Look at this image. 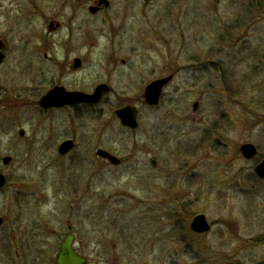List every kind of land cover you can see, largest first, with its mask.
<instances>
[{"label": "rangeland", "instance_id": "1", "mask_svg": "<svg viewBox=\"0 0 264 264\" xmlns=\"http://www.w3.org/2000/svg\"><path fill=\"white\" fill-rule=\"evenodd\" d=\"M94 1L0 0V154L14 158L1 167L0 264H53L69 227L124 248L110 254L123 264H264V179L255 170L264 157V0H110L91 13ZM51 19L61 27L50 31ZM45 39L57 54L82 56V85H112L97 119L73 124L33 109L32 54L51 65ZM171 71L160 102L146 104L147 83ZM129 102L140 108L135 129L115 114ZM72 126L77 175L46 142ZM244 142L258 154L245 158ZM96 145L121 165L101 161ZM200 212L211 229L192 233Z\"/></svg>", "mask_w": 264, "mask_h": 264}, {"label": "flooded vegetation", "instance_id": "2", "mask_svg": "<svg viewBox=\"0 0 264 264\" xmlns=\"http://www.w3.org/2000/svg\"><path fill=\"white\" fill-rule=\"evenodd\" d=\"M144 1L150 2L153 0H144ZM95 4H96V0L92 4L89 5L88 9L91 13H96L99 10H102L103 8L108 7V6H100L96 12H92L90 10V7L92 5H95ZM51 23H53V26H54V28L52 30L49 28V25ZM59 27H61V22L57 19H51L48 23V29L50 31L56 30ZM0 41H2L4 44V46L2 47V51L4 52V58H5L6 54H5L4 48H5L6 42L3 38H0ZM43 45L46 48H48L46 50L44 56H43L44 57L43 61L47 60L48 63L51 65H48V70L45 69V65H38V63L36 65V59H35L36 56L34 54H32L31 68H30L32 76L30 78V86H29V102L33 105V109L38 107V109L40 111L38 113L42 114L43 119L44 118L49 119L52 116V113L54 114L57 111L62 112V113L67 115V117L70 119V122L73 124L79 123L80 120H83V118H89L92 120L97 119L98 118V111H99L98 105L104 100L105 94L112 91V85L107 80L93 83L92 86L82 85L80 83V81L78 80V78L74 75L75 73L79 72L80 67H82V65H83L82 56L75 55L73 57H70V55H66V54H57L56 50L54 48L55 44L48 42L47 39L44 40ZM50 51H52V52L50 53ZM4 58H3V61H4ZM3 61H2V63H3ZM76 61H79V62H76ZM37 72L40 74L38 80H37ZM167 75H172V78H171V80H172L175 76V71H171ZM167 75H163V76H167ZM163 76H161V77H163ZM157 78H160V77H157ZM154 79H156V78H154ZM154 79H152V80H154ZM103 84L105 85V87L101 88V91H100L101 97H100V100H98V101L88 98L84 101L73 100L70 102L63 103V102H61L62 101L61 98L53 97L52 100L50 102H48V104H44V102H43L44 96H46L50 92L54 91L55 89L60 90V91L65 90L68 92H83V93L91 95V94H94L97 91V89L99 88V86L103 85ZM146 86H145V88H146ZM145 88H144V90H145ZM143 97H144V92H143ZM144 101H145V98H144ZM0 102H1V99H0ZM126 104H133L138 108V122H139L140 108L137 104L129 102V103H125V104L118 106L116 109H118V108H120ZM116 109H115V114H116ZM139 124H140V122H139ZM139 124H138V126H139ZM123 126H125V125H123ZM125 127L129 128V129L137 128V127L130 128L128 126H125ZM72 128L74 129L73 130L74 132H70L67 134H60V135H56V136L48 134L47 136L49 137V139H47L46 142H47L48 146L52 145V146L57 148V152L60 155V157H58L59 160L65 159L67 157L70 158V161L68 160V163H67L68 164L67 168H68V170H70L72 168L69 172L71 173V171H73L77 175V172L74 170V168L77 167V164L80 163L83 155H81V153H80L82 151L78 152V150H77L78 146L80 145V143L78 141L79 134L76 133L77 131H76L75 126H72ZM22 130H23V132H22ZM20 134L22 136L25 135L24 128H21ZM33 136L37 137L38 135L33 134ZM68 140L72 141L71 148L69 150H67L66 152H61L60 151L61 144L64 143L65 141H68ZM93 142L94 141H91V148H93V146L96 144L95 143L94 145H92ZM87 143H85L84 147L87 146ZM101 148L105 149V150L109 151L110 153L119 157L120 162L116 164V163L111 162V160L109 158L99 155L98 151ZM95 153H96V156L101 159V161L102 160L108 161L115 166H119L123 162V159L118 154H116L115 152H113V151H111L105 147H102V146L96 145ZM5 155H8V154H4V155L0 154V172H2V173H4L1 169L2 165L8 166L12 162V160L14 159L13 156L10 155V156H12V159L10 160V162L4 163L3 157ZM153 156H155V155H153ZM84 158H86V157H84ZM151 158H152V156L150 157V161H151ZM155 158H156V156H155ZM85 160H87V159H85ZM156 163H158L157 159H156ZM151 164H152V161H151ZM153 166L156 167L157 164L153 165ZM91 168H97V167H91ZM70 173L68 175L69 179H70ZM4 174L7 178V183H8V176L6 175V173H4ZM78 179H79V177H78ZM76 183H77V181L72 183V186H74L73 193L79 192L78 191L79 188H78V185ZM3 187H0V189ZM78 200L79 199L77 198V196H75L71 200V204L76 205ZM194 216L192 217V219L194 218ZM2 219H3V217H2ZM192 219L190 220V228H191V231L193 233L195 231L191 227ZM2 222H3V220H2ZM1 223H0V225H1ZM211 226H212V223H211ZM77 232L78 231L75 228L73 229V227H69L64 232V235L62 236V238L59 241V244L57 246V250H56V253L54 256L53 264H56V255L58 254V252L61 249L62 241L69 234L72 236V246L71 247H72L73 251L76 252L77 254H80V255H83L86 257V263L85 264H123V262L119 263V262L113 261L114 256H111L110 254H112L114 252H119V250L121 251L124 248L118 247V246H108V245L102 246L99 244L100 243L99 240L95 239V238L90 239V240L89 239L83 240L81 236H78ZM195 233H199V232H195ZM186 245H188V240L186 241ZM54 249H56V247ZM42 252L49 253L50 247L44 248Z\"/></svg>", "mask_w": 264, "mask_h": 264}, {"label": "water", "instance_id": "3", "mask_svg": "<svg viewBox=\"0 0 264 264\" xmlns=\"http://www.w3.org/2000/svg\"><path fill=\"white\" fill-rule=\"evenodd\" d=\"M110 0H96V4L90 7L92 12H96L100 6H109ZM49 28L52 30L54 28L53 23L49 25ZM4 46L3 42L0 41V64L4 58V52L2 47ZM79 62V61H76ZM172 75L163 76L156 78L149 82L144 90V98L147 104L156 105L160 102L161 95L163 93L164 86L171 80ZM105 85H100L97 91L94 94H86L83 92H68L63 90H57L50 92L43 98L44 104H48L53 97L61 98L63 103L70 101H84L86 99L100 100L101 97V88ZM199 106V101H195L193 104V110H197ZM116 115L120 119L121 123L130 128H135L138 126V108L133 104H126L118 109H116ZM23 132V130H22ZM72 141L68 140L61 144L60 151L66 152L71 148ZM240 150L242 155L245 158L251 159L258 154L257 146L252 142H244L240 145ZM99 155L107 157L113 163H119L120 159L116 155L110 153L105 149H99ZM12 156L5 155L3 157L4 163L10 162ZM152 164L156 165V158L152 156ZM256 173L259 177L264 178V157L255 167ZM7 183V178L4 173L0 172V187L5 186ZM2 217H0V223L2 222ZM191 227L195 232H205L211 229V223L209 222L207 215L203 212H200L194 216L191 221ZM72 236L69 234L61 243V249L56 255V264H85L86 257L80 254H77L72 249Z\"/></svg>", "mask_w": 264, "mask_h": 264}, {"label": "trees", "instance_id": "4", "mask_svg": "<svg viewBox=\"0 0 264 264\" xmlns=\"http://www.w3.org/2000/svg\"><path fill=\"white\" fill-rule=\"evenodd\" d=\"M260 5L264 6V3H263V2H261V3H260Z\"/></svg>", "mask_w": 264, "mask_h": 264}]
</instances>
